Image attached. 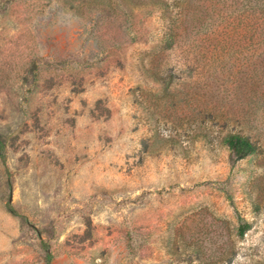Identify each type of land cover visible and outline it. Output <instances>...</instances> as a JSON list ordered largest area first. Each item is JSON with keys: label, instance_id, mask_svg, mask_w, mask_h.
Segmentation results:
<instances>
[{"label": "rangeland", "instance_id": "374dc122", "mask_svg": "<svg viewBox=\"0 0 264 264\" xmlns=\"http://www.w3.org/2000/svg\"><path fill=\"white\" fill-rule=\"evenodd\" d=\"M195 3L0 0V264H264V48L201 49L234 6Z\"/></svg>", "mask_w": 264, "mask_h": 264}, {"label": "trees", "instance_id": "16d2710c", "mask_svg": "<svg viewBox=\"0 0 264 264\" xmlns=\"http://www.w3.org/2000/svg\"><path fill=\"white\" fill-rule=\"evenodd\" d=\"M184 2L187 1V6H189V11L194 9L199 10L196 12L198 15V21L200 18L204 16V14H211V10L215 9L217 12V7L213 3L210 6H202L197 5L195 0H182ZM233 1L234 6V14L233 20L229 23L228 27L223 28L222 31L218 30L217 28L212 32L206 39H203L200 42L199 47L201 49L206 50L208 53L218 56L217 58L220 59L222 55L231 54L235 48H237L236 53H241L243 48L239 46L238 42L239 39H243L244 37H251L250 40H255L252 45L254 49L257 50L258 47L264 48V0H231ZM194 2V3H193ZM219 3V2H218ZM225 6L231 8V4L228 5L226 1L224 3ZM214 12V13H215ZM188 17L186 14L185 18ZM224 23V22H223ZM220 27V26H218ZM171 42L168 43V48L171 47ZM264 50V49H263ZM235 53V52H234ZM232 55V54H231ZM256 53L250 55L248 58L251 60V57L255 56ZM233 56V55H232ZM260 59V61H259ZM247 60V63L250 62ZM230 64L228 59L221 60V65L223 66L221 69H216L215 74L218 76L221 74H225V68ZM239 66L236 61L231 63V67L229 69L234 68V66ZM244 66V64H242ZM264 70V51L261 54L256 55L255 62L248 63V66L245 67V70L238 71L237 74L234 75H242L244 77L237 78L240 80L237 90L243 94L245 98H253L256 93H259L261 90L257 92V88H261L257 82H264V72L263 75L260 76L257 80L255 79L258 75V71ZM255 72L256 75L252 76L250 73ZM247 76V77H245ZM254 82V84L247 86V82ZM264 98V92L262 93ZM223 144L229 149L231 157L234 159L235 162L241 161L254 155L258 147L257 145L252 142V140L248 136H244L240 133H229L223 139ZM250 229L248 224L242 225L239 229V235L244 236L246 232Z\"/></svg>", "mask_w": 264, "mask_h": 264}]
</instances>
